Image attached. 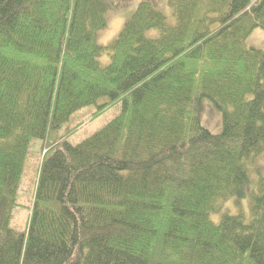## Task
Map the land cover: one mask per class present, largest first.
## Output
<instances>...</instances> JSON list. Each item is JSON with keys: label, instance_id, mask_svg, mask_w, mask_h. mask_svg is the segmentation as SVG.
Wrapping results in <instances>:
<instances>
[{"label": "trees", "instance_id": "trees-1", "mask_svg": "<svg viewBox=\"0 0 264 264\" xmlns=\"http://www.w3.org/2000/svg\"><path fill=\"white\" fill-rule=\"evenodd\" d=\"M167 5L174 25L141 0L102 46L104 0H0V264H264V51L246 46L264 0ZM205 100L219 134L200 124ZM119 104L102 129L66 140L72 115ZM47 140L18 232L25 163ZM246 197L248 220L221 211Z\"/></svg>", "mask_w": 264, "mask_h": 264}, {"label": "rangeland", "instance_id": "rangeland-1", "mask_svg": "<svg viewBox=\"0 0 264 264\" xmlns=\"http://www.w3.org/2000/svg\"><path fill=\"white\" fill-rule=\"evenodd\" d=\"M140 1L141 0H104L108 7L106 15L107 28L98 33L97 42L99 45L106 46L118 35L124 23L130 18ZM167 1L168 0H151V4L167 18V22L170 25H174L175 21L167 5ZM148 35L149 37L157 36L156 32H150ZM246 46L264 51V30H254L247 38ZM98 61L101 66H106L108 64V58L105 56L99 58ZM104 102H106V99H100L98 104ZM95 111L96 106H89L70 117L64 129L66 132H69L66 140L71 145L79 144L107 125L120 114L121 105H113L97 116V118L93 119L92 116L95 114ZM200 124L213 134H219L222 131L221 114L215 109L212 103L206 100L201 104ZM61 136L57 137L56 144L62 139ZM48 141L49 140L45 142L35 141L31 145L20 181L17 206L13 212L10 225L15 231L23 232L27 228L34 199L38 171ZM255 169H258L259 172L264 175L263 157H259L255 160ZM255 179L256 174L254 168H251L249 181L253 182ZM221 211L228 212L230 215L242 214L245 220H248L250 218L249 198H230L224 202ZM210 219L212 222L218 223L220 213L211 214Z\"/></svg>", "mask_w": 264, "mask_h": 264}]
</instances>
